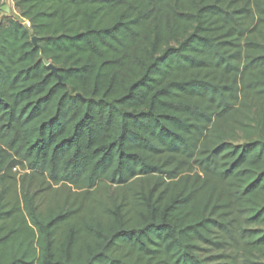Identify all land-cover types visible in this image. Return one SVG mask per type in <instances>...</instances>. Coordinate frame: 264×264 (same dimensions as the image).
I'll list each match as a JSON object with an SVG mask.
<instances>
[{
	"label": "trees",
	"instance_id": "trees-1",
	"mask_svg": "<svg viewBox=\"0 0 264 264\" xmlns=\"http://www.w3.org/2000/svg\"><path fill=\"white\" fill-rule=\"evenodd\" d=\"M12 3L0 264H264V0Z\"/></svg>",
	"mask_w": 264,
	"mask_h": 264
},
{
	"label": "rangeland",
	"instance_id": "rangeland-1",
	"mask_svg": "<svg viewBox=\"0 0 264 264\" xmlns=\"http://www.w3.org/2000/svg\"><path fill=\"white\" fill-rule=\"evenodd\" d=\"M7 7V11L4 8ZM5 18L19 20L18 11L15 9L12 0H0V22Z\"/></svg>",
	"mask_w": 264,
	"mask_h": 264
},
{
	"label": "water",
	"instance_id": "water-1",
	"mask_svg": "<svg viewBox=\"0 0 264 264\" xmlns=\"http://www.w3.org/2000/svg\"><path fill=\"white\" fill-rule=\"evenodd\" d=\"M8 9H7V7H5L4 8V11H7ZM36 38L35 37H33L32 39H31V42H32V44L34 45V46H36ZM48 68L52 71V73H54V74H56L57 73V70L53 67V66H51V65H48Z\"/></svg>",
	"mask_w": 264,
	"mask_h": 264
}]
</instances>
